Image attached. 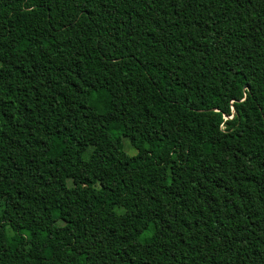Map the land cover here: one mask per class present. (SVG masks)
Instances as JSON below:
<instances>
[{"label": "trees", "instance_id": "obj_1", "mask_svg": "<svg viewBox=\"0 0 264 264\" xmlns=\"http://www.w3.org/2000/svg\"><path fill=\"white\" fill-rule=\"evenodd\" d=\"M0 264H264V0H0Z\"/></svg>", "mask_w": 264, "mask_h": 264}, {"label": "rangeland", "instance_id": "obj_2", "mask_svg": "<svg viewBox=\"0 0 264 264\" xmlns=\"http://www.w3.org/2000/svg\"><path fill=\"white\" fill-rule=\"evenodd\" d=\"M124 143H125V151L128 155L130 156H134L136 154V151L133 149V147L130 145L129 140L124 139Z\"/></svg>", "mask_w": 264, "mask_h": 264}]
</instances>
